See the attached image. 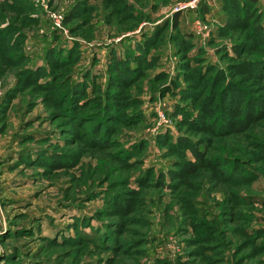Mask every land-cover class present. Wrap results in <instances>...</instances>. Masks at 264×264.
I'll list each match as a JSON object with an SVG mask.
<instances>
[{
    "label": "rangeland",
    "instance_id": "rangeland-1",
    "mask_svg": "<svg viewBox=\"0 0 264 264\" xmlns=\"http://www.w3.org/2000/svg\"><path fill=\"white\" fill-rule=\"evenodd\" d=\"M0 264H264V0H0Z\"/></svg>",
    "mask_w": 264,
    "mask_h": 264
},
{
    "label": "trees",
    "instance_id": "trees-1",
    "mask_svg": "<svg viewBox=\"0 0 264 264\" xmlns=\"http://www.w3.org/2000/svg\"><path fill=\"white\" fill-rule=\"evenodd\" d=\"M119 63L121 64V62H119ZM128 66H130V64Z\"/></svg>",
    "mask_w": 264,
    "mask_h": 264
}]
</instances>
